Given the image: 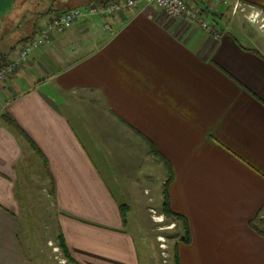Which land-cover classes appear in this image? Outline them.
Listing matches in <instances>:
<instances>
[{
	"label": "crops",
	"instance_id": "0c3cea01",
	"mask_svg": "<svg viewBox=\"0 0 264 264\" xmlns=\"http://www.w3.org/2000/svg\"><path fill=\"white\" fill-rule=\"evenodd\" d=\"M79 2L0 0V56ZM190 3L219 38L158 6L82 17L0 83V264H55L62 239L80 264H139L127 215L145 201L158 225V198L191 237L178 263L264 264V52L245 30L264 0Z\"/></svg>",
	"mask_w": 264,
	"mask_h": 264
},
{
	"label": "rangeland",
	"instance_id": "374dc122",
	"mask_svg": "<svg viewBox=\"0 0 264 264\" xmlns=\"http://www.w3.org/2000/svg\"><path fill=\"white\" fill-rule=\"evenodd\" d=\"M229 16H228V21L230 19H233L231 18L232 17L231 14ZM241 17L242 19H244L242 15ZM237 18L238 16L237 17L235 16V19ZM208 19L211 20L212 17H209ZM262 24H264V17L259 16L256 20V23L253 24L252 28L247 26L245 30L247 33L248 31H253V34L251 35V38L255 36V40L253 42H255L258 48L264 52V28H261ZM248 34H246V36L240 34V37L245 44L250 45L253 42L250 41L251 38H249L250 36ZM161 203L163 205H165L166 203L167 205L168 200L167 199L163 200L162 198L153 199V201L150 202L148 205L154 206L155 208L159 206V210H162V208H160L162 206ZM147 207H148L147 205L145 206V201L140 207L139 204L138 205L136 204L133 210L134 214L133 215L128 214L126 219L127 225L125 227V230L131 234L132 238L135 241L137 256L139 258V264H177L176 259L179 254L176 245L178 243L179 245L182 246H190L191 244L189 242L191 237L189 233L185 229L183 230V227H181V225H179L178 228L176 229L174 224L171 223L173 218L166 215L162 217L163 221L161 223H158L157 225L156 223L153 222L154 220L151 219L150 214L147 212ZM38 223L40 224L41 222L39 221ZM159 226H161L162 228ZM155 227L157 228L158 233L156 232ZM261 229L264 231V225L261 226ZM163 232L166 233L165 239L168 242L167 245L168 249L164 253H162V250L160 249L159 243L157 241L158 234ZM40 244L41 246L39 247L42 255H43V251H45L46 256L49 255V259L52 262V258H53L52 249L51 248H48L49 250L47 249V247L45 246V241H42ZM61 251L62 250L60 249L59 252L57 251L55 253L56 255L55 264H72L71 262H64L66 260L63 259L64 254H61ZM182 255H183V259H182L183 264H185L186 262L190 264L192 261V253H190L189 251H185L183 252Z\"/></svg>",
	"mask_w": 264,
	"mask_h": 264
},
{
	"label": "built area",
	"instance_id": "2783aa9c",
	"mask_svg": "<svg viewBox=\"0 0 264 264\" xmlns=\"http://www.w3.org/2000/svg\"><path fill=\"white\" fill-rule=\"evenodd\" d=\"M215 1L220 2L222 0ZM151 6L160 7L174 19L184 17L197 21L203 29L211 31L216 38H219L221 35L212 24L196 9L189 6L185 0H119L104 5L91 3L85 7L53 13L46 24L39 29L36 36L20 45L17 58L0 67V83L8 80L20 69L23 63L28 62L31 54L44 46L52 34L66 31L77 19L95 16L116 17L126 9L144 10ZM104 29L111 35L115 34V30L110 23H105Z\"/></svg>",
	"mask_w": 264,
	"mask_h": 264
},
{
	"label": "trees",
	"instance_id": "16d2710c",
	"mask_svg": "<svg viewBox=\"0 0 264 264\" xmlns=\"http://www.w3.org/2000/svg\"><path fill=\"white\" fill-rule=\"evenodd\" d=\"M113 1H119V0H82V2H79L78 5L73 6V7L69 8V9H67V10H70V9H73V8H77V7H85L86 5L91 4V3H96V4L104 5V4H107L109 2H113ZM185 1L189 4V6H191L190 0H185ZM60 11L61 10L59 8H56V9H54L51 12L52 13H57V12H60ZM198 12L202 15V13H204V12L206 13L207 12V9H204V10L198 11ZM254 50L258 51L257 49H254ZM7 63L8 62L5 61V59H3V57L0 56V67L6 65ZM165 205H166V203H165ZM166 206H167L166 207V214H167V216L172 217V218L176 217V214L170 208L169 202L167 203ZM60 246H61V248H62V250H63L64 254L66 255V258H67V260L69 262H71L72 264H80L69 253V250L67 248V245H66V242H65L64 239H62L60 241ZM176 260H177V264H180V263H178V259H176Z\"/></svg>",
	"mask_w": 264,
	"mask_h": 264
},
{
	"label": "clouds",
	"instance_id": "9594fccd",
	"mask_svg": "<svg viewBox=\"0 0 264 264\" xmlns=\"http://www.w3.org/2000/svg\"><path fill=\"white\" fill-rule=\"evenodd\" d=\"M258 17H259V13L258 12H254L253 14H251L250 16H248L247 19H249V21L254 24V23H256V19ZM261 28H264V24L261 25Z\"/></svg>",
	"mask_w": 264,
	"mask_h": 264
}]
</instances>
